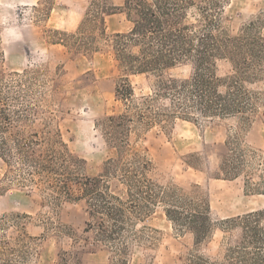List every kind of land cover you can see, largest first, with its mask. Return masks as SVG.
<instances>
[{
  "label": "rangeland",
  "instance_id": "rangeland-1",
  "mask_svg": "<svg viewBox=\"0 0 264 264\" xmlns=\"http://www.w3.org/2000/svg\"><path fill=\"white\" fill-rule=\"evenodd\" d=\"M105 2L107 36L128 31L132 23L125 9H118L124 0ZM222 5L217 32L233 36L252 21L264 26V0H225ZM92 9L93 0H0V106L36 110L30 122H15V130H41L52 115L53 127L93 178L107 174L106 161L117 155L100 124L125 109L115 91L125 72L108 42L79 50L58 43L64 34L83 30ZM195 14L193 7L190 21ZM213 71L221 91L237 75L228 58H217ZM192 73L193 65L183 62L163 72L128 75L133 102L147 98L152 109L148 125L133 123L128 153L149 162L146 176L153 183L187 194L209 210V237L198 245L189 229L178 231L159 199L147 213L127 212L131 221L124 238L108 240L99 235L98 224L108 232L111 221L94 212L85 198L53 203L46 190L5 178L7 165L0 157V237L5 245L28 253L24 260L10 257L11 264H182L192 252L215 264H236L225 253L240 231L226 221L264 209V102L247 123L238 116L206 118L197 113L155 118L156 112L173 110L171 100L157 91L159 82L188 79ZM242 81L252 91H264V65ZM233 141L246 151L244 166L236 169L223 165ZM104 179L113 193L126 197L118 176ZM72 188L80 193V186Z\"/></svg>",
  "mask_w": 264,
  "mask_h": 264
},
{
  "label": "trees",
  "instance_id": "trees-1",
  "mask_svg": "<svg viewBox=\"0 0 264 264\" xmlns=\"http://www.w3.org/2000/svg\"><path fill=\"white\" fill-rule=\"evenodd\" d=\"M224 1L124 0L118 9H125L132 25L126 32L107 36L104 14L109 7L105 0H93V9L85 17L83 30L64 34L65 38L58 43L79 50L97 48L99 43L108 42L125 72L115 88L125 109L106 116L100 124L117 150L116 157L106 161L108 175L92 178L84 173V161L69 150L59 129L53 127L52 115L41 130H15V122H30V115H35L36 110L29 107L13 111L0 106V157L7 165L5 178L11 176V181L21 186L46 190L53 203L63 198H85L94 212L106 215L111 221L108 232L103 223L98 224L102 227L99 235L108 240L124 238L125 226L131 221L127 212L147 213L159 199L165 202L166 215L177 225L178 231L189 229L198 245L206 240L211 233L209 210L187 194L165 191L153 183L146 176L149 162L137 153H128V135L133 123L148 125L151 121L148 112L152 110L147 98L141 103L133 102L128 75L163 72L179 63L190 62L193 65L190 78L169 77L157 85V91L171 100L173 110L156 112L154 117L182 115L187 118L197 113L206 118L238 116L247 123L258 104L264 102V91H252L242 81L244 77H253L264 65V26L260 21H252L233 36L217 32ZM193 7L197 14L194 21H190L189 10ZM217 58H228L237 71L224 91L219 89L213 71ZM231 143V155L225 158L223 165L236 169V165L244 166L246 151L236 141ZM109 175L118 176L125 184V198L110 190L104 179ZM73 185L80 186L79 194L74 193ZM226 222L231 229L238 228L240 232L237 240L228 246L225 258L236 264H264V209ZM5 243L0 237V264H11L12 256L22 260L27 257L25 250ZM182 264L215 262L204 254L192 252Z\"/></svg>",
  "mask_w": 264,
  "mask_h": 264
}]
</instances>
